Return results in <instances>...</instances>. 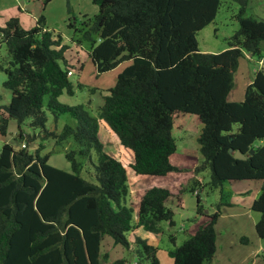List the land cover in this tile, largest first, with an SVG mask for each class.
<instances>
[{
    "label": "trees",
    "instance_id": "trees-1",
    "mask_svg": "<svg viewBox=\"0 0 264 264\" xmlns=\"http://www.w3.org/2000/svg\"><path fill=\"white\" fill-rule=\"evenodd\" d=\"M47 1L41 0L42 7ZM230 1L237 4L233 17L238 28L227 38V47L214 53L200 51L195 34L214 19L222 0H91L97 12L84 14L78 27L67 18L65 26L76 35L70 41L87 42L86 56L96 75L128 62L105 89L95 116L79 104L57 101L62 92L73 93L66 75L72 67L64 57L69 46L60 32L45 28L43 14L29 29L17 17L4 21L0 46L6 57L0 59V71L10 98L0 105V136L13 120L17 138L25 141L19 148L8 142L0 146V264H101L109 261L101 252L105 235L124 249L132 246L131 264H160L161 224L172 227L173 216L183 210L181 178L203 170H208L206 182L193 176L187 183L195 208L186 219H206L179 245L167 233L171 264H210L214 258L220 205L203 213L198 190L205 186L261 180L250 209L259 213L254 229L264 239L263 70L246 85L242 100L228 99L240 59L261 55L264 20L245 15L249 0ZM44 110L54 120L68 115L74 125L46 130ZM185 114L199 125L195 142L200 162L191 170L172 163L176 141L171 130ZM24 124L38 133L23 135ZM98 125L115 143V153L103 150ZM36 136L41 141L50 137L55 144L74 141V148L63 153L68 169L51 165L40 142L29 150L27 144ZM236 150L247 157L235 158ZM128 170L136 179L154 183L136 188L124 206L120 201L127 192ZM125 262L119 257L110 264Z\"/></svg>",
    "mask_w": 264,
    "mask_h": 264
},
{
    "label": "rangeland",
    "instance_id": "rangeland-1",
    "mask_svg": "<svg viewBox=\"0 0 264 264\" xmlns=\"http://www.w3.org/2000/svg\"><path fill=\"white\" fill-rule=\"evenodd\" d=\"M28 1L33 2L34 0H22V3H24L22 8L29 9L25 4ZM39 1V8L37 6L36 9L32 10L36 18L38 15L44 14L40 12L42 3L41 0ZM47 3L49 8L47 9V20L45 22L51 25L54 31H62V37L65 35V39L63 38L64 43L68 44L69 47L64 51V57L68 65L72 67L71 75L68 76V79L74 84L73 93L69 95L62 92L57 97V101L66 105L79 104L90 115L95 116V109L101 104V96L105 94V89L113 85L116 75L128 62H121L113 69L96 75L90 60L86 56L89 48L87 42L83 41L79 45L71 42L70 37L75 39L76 35L72 33L66 34L67 27L64 22L69 18L78 27L79 22L83 19V15L85 14L91 17L97 12V6L91 0H48ZM236 11V3L230 0H222V4H220L214 19L195 34L197 48L200 51L214 53L222 51L227 47V38L238 28V23L233 17ZM245 15L264 20V0H249ZM24 17L25 19L28 18L26 14ZM29 23L31 25L26 26L28 24H26V20H23L22 24L25 26L22 27L24 29L31 28L35 20L31 22L29 20ZM0 24H3L1 17ZM261 48L260 56L249 55V57L245 56L240 59L237 71L234 74V87L228 95L229 100H242L241 95L244 88L253 79L256 71L262 69L264 72V66L260 62V58H264V41L262 42ZM5 57L4 47L0 46V59H5ZM80 64L81 68L79 69L78 66ZM3 80L4 73L0 71V105L7 104L10 98V91L2 86ZM76 83L81 84V87H75ZM91 88L94 91L91 92ZM239 98L240 100H237ZM46 100L47 96L44 95L42 97V108L45 107ZM44 111L46 115L44 127L46 130L60 131L64 124L69 126L74 125L73 119L68 115L60 114L54 120L52 113L46 110ZM237 127L238 124L233 125L234 130ZM198 129L199 125L196 124L195 117L191 114H185L177 119L176 125L171 130L172 136L176 141V150L173 154L172 163L186 170H191L194 165L200 162V156L195 142ZM17 132L18 130L15 127L14 121H8L6 134L0 136V146L2 143L8 142L14 148L21 147L25 140L17 138ZM22 132L23 135L31 133L37 134L38 129L31 131L24 124L22 126ZM97 138L103 144V150L114 153L117 151L115 143L109 139L101 125L97 127ZM39 142L43 146L41 151L50 153L48 162L51 165L68 169V162L64 159L63 153L70 148H74L75 143L72 139L69 138L59 144H55L50 137L41 141L36 136L32 142L27 144V147L32 151ZM89 154L91 159L95 160L93 149H90ZM193 176L204 183L208 180V170L200 171L194 175L191 172H185V175L181 178L180 184L182 190L179 196L183 201V210H178V213L173 216L174 225L172 227H168L165 223L161 224L163 232L160 235L157 252L160 264L170 262V258L166 255V251L172 248L171 243L167 239L168 232L174 235L175 244L179 245L200 224L204 223L206 219L204 215H196L190 220L186 219L188 215L192 216L191 212L195 208L194 194L187 189V183ZM125 179L127 192L120 201V204L124 206H127L129 200L132 199L136 188H147L151 183H154L152 179H136L130 170L126 172ZM261 184L262 181L259 179L232 180L224 181L222 186L218 188L208 189L205 186L198 190L199 203L203 207V213H210L215 210L217 204L220 205V214L214 225L216 234L215 260H212L210 264H264V239H260L255 235V240L253 239L255 236L252 233L255 232L252 221L256 222L258 220L259 213L250 210L249 212L241 214L235 209L238 208V205L245 206L246 203H249L252 197L259 191ZM243 236L248 237L249 240H242L244 238ZM131 249V245L128 249H124L120 245L114 244L111 238L105 235L101 241V252L107 253L109 261H103L101 264H110L112 260L119 257L126 258L124 264H131L133 262Z\"/></svg>",
    "mask_w": 264,
    "mask_h": 264
},
{
    "label": "crops",
    "instance_id": "crops-1",
    "mask_svg": "<svg viewBox=\"0 0 264 264\" xmlns=\"http://www.w3.org/2000/svg\"><path fill=\"white\" fill-rule=\"evenodd\" d=\"M34 3H37V4H34ZM23 4L24 3H22V0H0V17L2 18V20H3V23H4V21L6 20V18H8V17H10V16H16L17 18H18V21H19V23H20V25L21 26H25V25H23L22 24V22H23V20H26V24H28V25H26V26H30L31 24L29 23V20H30V22L31 21H34L35 20V15L33 14V11L32 10H34V9H36L37 8V6H38V8H39V5H40V1L39 0H34L33 2H26L25 4H26V6H28V8L29 9H24V8H22L23 7ZM48 4V3H47ZM47 4H45V6L44 7H40V12H42V13H44L45 14V16H44V19H45V21L47 20V9L49 8V5H47ZM33 7H32V6ZM45 9H46V13H45ZM25 14L27 15V19H25ZM43 14V15H44ZM28 21V22H27ZM65 23V22H64ZM3 24H0V26H2ZM24 28V27H23ZM45 28H47V29H53L52 27H51V25H49L47 22H45ZM67 30H66V34H69V33H71V29H68V28H66ZM62 32V31H61ZM60 32V33H61ZM61 34H63V33H61ZM65 39V35L62 37V41L64 42V39ZM264 58L263 57H261L260 58V62H261V64L264 66V60H263ZM263 60V61H262ZM251 82V80L248 82V83H250ZM247 83V84H248ZM243 96H244V91H243V93H242V95H241V98L243 99ZM237 100H240V98L239 99H237ZM261 187V186H260ZM260 190V189H259ZM259 192V191H258ZM258 192L252 197V200L251 201H249V203H246V205L245 206H237L238 208H235V209H237V211L238 212H240L241 214L242 213H245V212H249L251 209H250V205H251V203H252V201H253V199L254 198H256V196L258 195ZM255 221H252V225L254 226V223ZM253 233V235L255 236H257V234H256V232H252ZM256 236L255 237H253V239H255L256 240ZM244 237V240L245 239H248V237H246V236H243ZM258 237V236H257ZM251 238V237H250ZM249 240V239H248ZM215 253H216V247H215ZM215 253H214V258H213V260H215ZM165 264H171V260H170V262L168 263V262H166Z\"/></svg>",
    "mask_w": 264,
    "mask_h": 264
},
{
    "label": "water",
    "instance_id": "water-1",
    "mask_svg": "<svg viewBox=\"0 0 264 264\" xmlns=\"http://www.w3.org/2000/svg\"><path fill=\"white\" fill-rule=\"evenodd\" d=\"M231 152H233V150H231ZM252 152H253V150H250V153H252ZM247 155H244L240 150L234 151V157L238 158V159H245L247 157Z\"/></svg>",
    "mask_w": 264,
    "mask_h": 264
},
{
    "label": "built area",
    "instance_id": "built-area-1",
    "mask_svg": "<svg viewBox=\"0 0 264 264\" xmlns=\"http://www.w3.org/2000/svg\"><path fill=\"white\" fill-rule=\"evenodd\" d=\"M66 75L67 76L71 75V70L66 71Z\"/></svg>",
    "mask_w": 264,
    "mask_h": 264
}]
</instances>
